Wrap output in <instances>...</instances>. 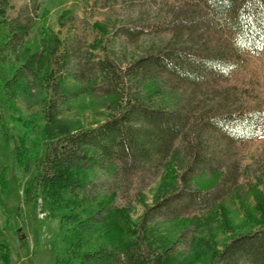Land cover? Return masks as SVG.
Returning <instances> with one entry per match:
<instances>
[{"label": "trees", "instance_id": "trees-1", "mask_svg": "<svg viewBox=\"0 0 264 264\" xmlns=\"http://www.w3.org/2000/svg\"><path fill=\"white\" fill-rule=\"evenodd\" d=\"M9 1L0 0V81L9 101L41 106L46 141L32 186L44 199L68 194L76 200L75 208L58 217L82 236L77 263L183 264L171 245L150 238L149 223L161 212L180 219L175 213L186 206L212 209L235 180L232 170L221 168L222 152L264 135L263 108L219 112L199 100L229 79L242 54L264 48V0H119L136 15L134 24L118 28L124 38L169 34L164 45L122 66L107 53L94 57L99 41L83 51L80 38L54 32L44 33L40 49L30 52L27 39L43 0H28L13 17L7 14ZM76 19L64 10L58 23L73 27ZM86 25L108 33L106 23ZM213 34L219 35L212 39ZM91 92L108 96L115 112L93 127L72 129L61 115ZM97 171L118 181L143 171L159 176L154 205L130 223L126 209L112 205L115 190L98 187ZM207 174L212 180L200 184ZM250 191L255 205L246 216L256 227L219 250L211 248L208 264H264V196L256 185ZM9 262L0 244V264Z\"/></svg>", "mask_w": 264, "mask_h": 264}, {"label": "rangeland", "instance_id": "rangeland-1", "mask_svg": "<svg viewBox=\"0 0 264 264\" xmlns=\"http://www.w3.org/2000/svg\"><path fill=\"white\" fill-rule=\"evenodd\" d=\"M27 2L10 0L8 16H15ZM42 2L41 10H45L46 17H40V10L27 39L30 52L40 49L44 33L54 32L60 38L67 35L80 38L83 51L88 48V43L99 41L97 49H92L94 57L101 58L107 53L122 66L144 50L164 45L169 38L164 32L131 41L120 35L118 28L134 24L136 15L123 10L119 0L107 4L103 0ZM64 10H70L76 16L73 27L59 25L58 18ZM95 22L108 24V33L98 34L86 25ZM218 35L213 34L211 38ZM2 84L0 81V244L9 253V264H78L81 251L78 245H81L82 236L80 239L73 232V224L62 223L58 217L62 211L75 208L76 200L68 194L44 199L32 186L36 161L42 155L46 141L41 106L28 108L21 101H9ZM218 84L222 89L213 86L212 91L205 90L200 104L214 107L219 112L244 107L264 109V48L257 54H242L233 74L226 82ZM226 86L228 89L233 87L227 95L222 92ZM187 93L188 90L185 95ZM115 106L102 93H86L75 99L61 118L72 129L93 127L113 114ZM219 142L222 143L220 137ZM222 154V170H232L235 177L234 182H227L229 193L223 199L210 210L195 206L179 208L175 214L180 219H170L161 212L149 223L153 232L150 238L157 244L164 241L171 245L173 256L183 264L210 263L211 248L219 250L234 235L256 227L247 218L246 210H252L255 205L251 186L256 185L264 196V135L237 141ZM211 180L207 174L198 181L208 184ZM96 183L98 187L115 190L112 205L126 209L130 223L136 224L143 211L155 203L153 196L159 176L143 171L118 181L97 171ZM257 213L255 215L260 216Z\"/></svg>", "mask_w": 264, "mask_h": 264}]
</instances>
